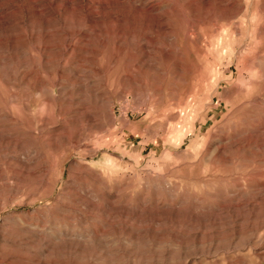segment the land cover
Returning a JSON list of instances; mask_svg holds the SVG:
<instances>
[{
    "label": "rangeland",
    "instance_id": "374dc122",
    "mask_svg": "<svg viewBox=\"0 0 264 264\" xmlns=\"http://www.w3.org/2000/svg\"><path fill=\"white\" fill-rule=\"evenodd\" d=\"M0 264H264V0H0Z\"/></svg>",
    "mask_w": 264,
    "mask_h": 264
},
{
    "label": "bare ground",
    "instance_id": "6f19581e",
    "mask_svg": "<svg viewBox=\"0 0 264 264\" xmlns=\"http://www.w3.org/2000/svg\"><path fill=\"white\" fill-rule=\"evenodd\" d=\"M159 3V2H158ZM157 5V4H156ZM152 6V5H151ZM155 7V6H154ZM150 8V7H149ZM156 8V7H155ZM153 10V9H152ZM63 162H65V161H63Z\"/></svg>",
    "mask_w": 264,
    "mask_h": 264
}]
</instances>
